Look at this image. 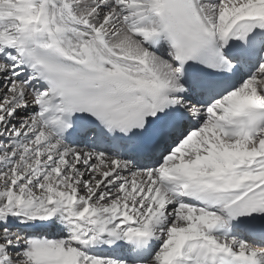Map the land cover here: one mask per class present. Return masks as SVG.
Segmentation results:
<instances>
[{
	"label": "snow or ice",
	"instance_id": "1",
	"mask_svg": "<svg viewBox=\"0 0 264 264\" xmlns=\"http://www.w3.org/2000/svg\"><path fill=\"white\" fill-rule=\"evenodd\" d=\"M0 264H264V0H0Z\"/></svg>",
	"mask_w": 264,
	"mask_h": 264
},
{
	"label": "bare ground",
	"instance_id": "2",
	"mask_svg": "<svg viewBox=\"0 0 264 264\" xmlns=\"http://www.w3.org/2000/svg\"><path fill=\"white\" fill-rule=\"evenodd\" d=\"M81 147H83V145H80Z\"/></svg>",
	"mask_w": 264,
	"mask_h": 264
}]
</instances>
